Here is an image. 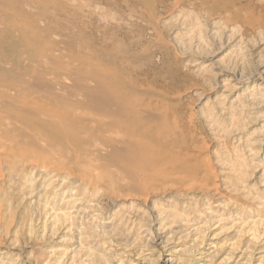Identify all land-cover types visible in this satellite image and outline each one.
I'll return each mask as SVG.
<instances>
[{"label":"rangeland","instance_id":"obj_1","mask_svg":"<svg viewBox=\"0 0 264 264\" xmlns=\"http://www.w3.org/2000/svg\"><path fill=\"white\" fill-rule=\"evenodd\" d=\"M263 28L264 0H0L1 89L37 74L25 95L84 113L51 87L76 96L108 73L214 177L210 191L150 188L144 205L112 185L117 167L3 163L0 264H264ZM29 120L26 145L70 122Z\"/></svg>","mask_w":264,"mask_h":264},{"label":"bare ground","instance_id":"obj_2","mask_svg":"<svg viewBox=\"0 0 264 264\" xmlns=\"http://www.w3.org/2000/svg\"><path fill=\"white\" fill-rule=\"evenodd\" d=\"M224 9H230L232 13L237 14L234 20L240 18L237 8L224 7ZM244 19L245 17L241 21ZM22 74L27 76V72H20L19 75L21 76ZM23 75L14 79L15 81L11 80L9 89H7L8 92L0 88V118H4L5 122L4 126L1 125L0 127V181L4 178L3 163H6L9 169H13L15 164L19 165L25 162H32L30 166L41 167L43 163L56 161V164L60 167L66 166L67 163H71L73 169L83 167L84 171L82 173L86 177H93L92 175L98 177L103 171H107L109 167L119 168L126 174V178L120 179L117 177V180L112 181V185L116 187V183L123 182L119 188L128 192L127 196H131L130 198L135 199L134 201H137L138 204L145 205L153 201L155 193H151L150 188L154 187H157L154 190L177 186L183 189L189 187L191 191H210L207 179L214 178L208 175L210 163L199 161L198 156L193 151L191 153L185 148L183 143L182 146L177 145L178 133L175 134L170 128H168L169 130L163 128L158 129V132L155 131L154 127L159 123L157 112L150 114V112L142 111L146 109L138 111L137 106H141L142 101L138 97L127 94L123 85L116 82L117 80L115 81L110 74L106 73L102 78H94L90 75L91 77L88 80L86 79V89L89 91L85 90L83 92L76 86V89H79L77 91H81L76 92V96L73 94L75 90H72L74 92H69L68 88L70 86H66L68 87L66 88L63 85V89H68H65V91L59 89V85L57 86L58 88H53L55 85H51L52 89L49 88L51 93L46 91L48 86L46 89L44 87L45 95L49 93V95H52V93L56 95L58 93L59 97L55 96L58 99L60 95H64L66 100H68L67 104H70L72 109H81L82 106L85 107H83L84 109L87 108L84 113H79L76 111L77 109H73V112L68 105L70 109L63 108L59 103L60 101L62 102L61 99L57 100L58 102L52 103L48 101L47 103L38 102V98L34 100L35 96L32 99L25 95L28 79L33 78L37 74L27 77L28 79ZM38 85L40 87V84ZM162 109L165 110V108ZM72 112L73 116L70 119ZM31 115L38 117L39 122H41L39 125L41 129H44L45 124H49L50 121L56 119H60V121L69 119L70 122L59 128L53 126L57 129L53 128L54 130L46 131L38 134V136L35 134L36 140L33 139L35 142L32 141L31 138L33 137L30 135L32 142L30 146L24 143L28 142L29 134L27 133V141H22L25 133L22 135L24 130L21 132L19 129L22 128L20 127L22 125H25V127L29 125ZM161 118H159L160 122L166 119V117H164V120H161ZM174 125L173 127L179 129L177 123H174ZM164 126L166 127V125ZM38 130L40 131V129ZM17 136H19L18 139L16 138ZM40 140L43 141L40 142ZM86 149H91L93 152L87 153L86 151L88 150ZM1 203L2 200L0 201V224L2 215H5L1 210ZM156 205L155 208L158 210L160 206ZM138 209L140 210V208ZM165 211L162 210L160 212V215L162 214L159 217L160 221L157 220L156 222L159 224V228H162V232L163 228L167 229L165 226L169 225L164 223L166 219ZM163 216L164 219L161 218ZM144 230L148 234L151 232L150 227H145Z\"/></svg>","mask_w":264,"mask_h":264}]
</instances>
